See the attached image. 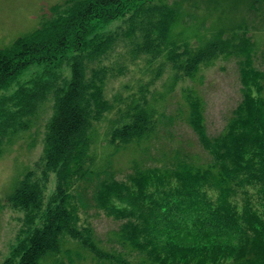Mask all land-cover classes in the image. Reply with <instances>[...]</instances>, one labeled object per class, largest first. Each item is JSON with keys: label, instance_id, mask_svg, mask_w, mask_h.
I'll return each mask as SVG.
<instances>
[{"label": "trees", "instance_id": "trees-1", "mask_svg": "<svg viewBox=\"0 0 264 264\" xmlns=\"http://www.w3.org/2000/svg\"><path fill=\"white\" fill-rule=\"evenodd\" d=\"M155 1L63 0L35 30L0 49V92L31 67L43 70L0 98V155L3 138L26 131L36 105L53 102L43 183L24 173L7 200L25 213L27 227L3 264H264V70L254 66L244 23L201 30L183 19L182 3ZM120 45L132 62L159 63L138 94L110 101L105 88L117 67L103 60ZM220 58L236 59L240 99L218 134L207 133L197 91L184 90L182 120L209 160L195 164L176 154L173 168H146L134 158L131 172L117 179L121 153L144 154L158 126L173 125L174 116L158 112L164 95L146 98L163 67L170 71V93L181 80L200 82L202 68ZM122 101L128 105L117 107ZM7 104L14 110L6 111ZM112 113L98 164L95 126ZM50 173L56 187L44 205ZM88 209L119 222L108 232L110 249L90 223H81L80 212ZM37 218L41 226L32 229Z\"/></svg>", "mask_w": 264, "mask_h": 264}, {"label": "rangeland", "instance_id": "rangeland-1", "mask_svg": "<svg viewBox=\"0 0 264 264\" xmlns=\"http://www.w3.org/2000/svg\"><path fill=\"white\" fill-rule=\"evenodd\" d=\"M63 0H0V49L9 46L16 38L35 30L43 17L49 16L51 6L61 4ZM255 3L254 6H251ZM173 2L182 3L184 20L195 28L200 26L202 29H227L235 26L236 23H244L243 30L246 31L247 38L253 44L254 66L264 70V0H161L155 1L156 4L171 5ZM122 22L117 21V26ZM203 24V25H202ZM224 27V28H221ZM121 28H126L124 23ZM194 28V29H195ZM210 34L206 35L208 39ZM228 38L229 34H224ZM192 45H197L193 42ZM155 63H146L143 59L135 61L129 60V55L123 45L116 47L103 64L106 66L117 67V75L109 78L105 97L113 101L117 94L123 99L138 94L139 86L146 84L156 72ZM43 70L31 67L24 73L17 84L8 90L0 92V98L12 95L19 85L25 84L29 80L39 78ZM63 74L69 79L70 72L64 67ZM170 71L166 66L163 67L161 75L156 78L155 83L148 87L146 98H158L164 95V106L158 108L159 113L166 117L174 116L173 125H159L157 135L148 144L147 151L139 155L138 152L121 153V157L116 161V166L121 171L116 172L117 179H123L126 174L131 172V160L136 158L141 160L146 168H173L174 157L176 154L185 157L188 161L195 164H204L209 160V155L203 151L197 142V138L192 130L182 120L187 111L186 88H193L203 101L204 124L209 135L218 134L231 111L235 108L240 99V84L238 67L235 58L218 59L210 67L202 68L195 81L184 79L179 81L170 93H167L165 86L170 84ZM61 83V82H60ZM57 83V84H60ZM27 88H30L27 85ZM154 94V95H153ZM153 95V96H152ZM49 97V95H48ZM51 97V95H50ZM159 102V101H158ZM52 99L36 105L34 114L31 116L30 126L26 131L19 129L3 138V152L0 155V264L9 257L12 250L17 246L19 239L25 234V213L14 211L9 206L8 197L15 189L17 182L24 173H32L33 180L42 181V152L45 126L53 113ZM124 101L117 104V107L124 108L128 104ZM6 111L14 110L7 104ZM116 118L115 113L109 114L95 127L99 133L98 143L95 145L97 163L102 164V134L108 127V121ZM23 122H26L23 119ZM10 138V143L7 139ZM115 174V173H114ZM56 178L53 173L48 176L44 190V205L54 193ZM44 209V206H43ZM81 223H90L96 234L102 241L104 249H110L111 243L108 240V232L116 230L119 222L106 217L102 212L88 209L85 213L80 212ZM41 219L37 218L31 227L39 228Z\"/></svg>", "mask_w": 264, "mask_h": 264}]
</instances>
